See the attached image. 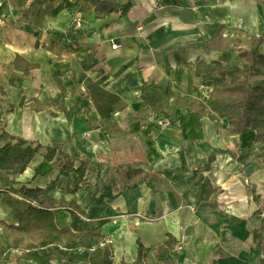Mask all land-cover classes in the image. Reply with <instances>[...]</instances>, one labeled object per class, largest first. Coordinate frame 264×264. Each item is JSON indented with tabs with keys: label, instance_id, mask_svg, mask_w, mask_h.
<instances>
[{
	"label": "crops",
	"instance_id": "0c3cea01",
	"mask_svg": "<svg viewBox=\"0 0 264 264\" xmlns=\"http://www.w3.org/2000/svg\"><path fill=\"white\" fill-rule=\"evenodd\" d=\"M35 1L0 0V112L6 130L33 147L62 144L65 152L91 164L73 194L79 175L60 176L56 160L35 177L46 162L41 149L24 173L8 174L15 190L39 188L47 194L34 201L5 192L0 181V221L17 225L15 209L33 205L52 210L59 228L101 227L112 245L113 264H121L135 261L139 242L156 247L167 234L175 246L186 240L191 247L203 237L208 242L210 235L220 236L232 222L227 217L248 211L249 199L250 211L264 218V139L256 142L254 131L229 136L226 120L209 118L197 127V114L188 108L177 109V127L160 126L161 114L138 132L129 121L142 104L144 82L173 92V104L186 96L206 102L213 84L196 74L197 63L230 53V64H237L240 50L264 54V0H116L131 3L129 12L101 19L82 0ZM75 16L84 20L81 29L73 28ZM17 56L38 68L25 75L13 65ZM60 96L68 115L29 106ZM10 106L14 110L6 112ZM101 119L116 122L124 133L111 136L89 122ZM133 169L149 173L135 176L140 178L136 187H130ZM205 183L216 189L208 202L201 200ZM227 200L234 206L226 218L210 208ZM258 229L252 242L261 264L254 242ZM0 241L5 242L1 228ZM15 253L0 263L16 264L21 253ZM147 261L157 259L149 253ZM184 261L197 263L191 253Z\"/></svg>",
	"mask_w": 264,
	"mask_h": 264
},
{
	"label": "trees",
	"instance_id": "16d2710c",
	"mask_svg": "<svg viewBox=\"0 0 264 264\" xmlns=\"http://www.w3.org/2000/svg\"><path fill=\"white\" fill-rule=\"evenodd\" d=\"M54 0H38L35 3H44ZM91 3L97 19L105 18L113 13L121 12L126 15L131 9V3L120 4L116 0H82ZM263 40V37L259 41ZM239 63L230 64V53H224L218 61L206 63L199 62L195 65L198 76L206 75L212 85L207 101L194 97L176 98L173 92H167L155 83L144 82L142 85V104L138 112L129 120L133 132L140 131L156 115L170 122V126L177 127L178 108H188L197 114V127L203 118L211 121L226 120L229 136H242L249 132L256 133V142L264 139V54L257 49L240 50ZM17 70L28 75L31 70L38 68L36 64H29L22 57L17 56L13 62ZM22 101L20 107H24ZM34 111H44L55 108L56 111L69 114L64 102V96L58 99H49L45 102L38 100L29 105ZM10 106L6 112L13 111ZM84 113L89 114L85 108ZM93 128H103L111 136H120L124 133L121 127L110 119H101L98 123L89 121ZM6 118L0 112V181L6 188L5 192H16L34 201H39L48 190L26 189L15 190L12 187L14 180L8 174H22L29 167L35 155L41 150H46V162L39 168L35 177L41 176L56 160L59 175L69 177L75 173L79 175L76 187L70 190L76 194L80 184L84 181L89 165V159H77L64 151L63 145L53 142L44 146L37 144L33 147L22 137L13 136L6 130ZM79 167H75L76 162ZM130 177L135 178L130 187H136L139 175L149 176L140 169L129 171ZM210 183H205L201 192L202 202H208L215 194ZM108 197V188H106ZM74 203V202H73ZM72 204V203H71ZM17 225L0 221L5 242L0 241V261L8 262L15 250L21 251L16 264L27 260L36 264H53V261L66 264H113L114 254L112 245L106 240L102 228H94L88 232H74L70 227L59 228L55 223V215L50 209L28 205L18 206L15 209ZM168 239L161 241L156 247L147 248L138 243L137 258L133 262L122 261L121 264H176L173 255L175 239L167 234ZM255 248L262 257L264 264V218H261L260 231L254 235ZM149 253H153L157 261H147Z\"/></svg>",
	"mask_w": 264,
	"mask_h": 264
},
{
	"label": "rangeland",
	"instance_id": "374dc122",
	"mask_svg": "<svg viewBox=\"0 0 264 264\" xmlns=\"http://www.w3.org/2000/svg\"><path fill=\"white\" fill-rule=\"evenodd\" d=\"M218 200L214 203H217ZM233 206V201L227 200L221 205H211L210 208L219 211V214H222L221 217L226 218L223 215H227V211L233 209ZM252 206V201L249 199L248 206L245 207V211H248L237 215V217H227L232 221L231 224L229 223L224 228L220 236L210 235V241L208 242L203 237L198 240L197 246L191 247L193 244L191 241H188L187 244L186 240L181 241L180 244L174 247L173 251L176 264H185L184 260L189 253L194 256L197 261L196 264H217L221 261H229L234 264L240 261L244 264H260V258L253 251L252 236L259 228L261 214H253L250 211ZM261 207V210H264V206ZM261 212L259 211V213ZM12 254L15 255V251Z\"/></svg>",
	"mask_w": 264,
	"mask_h": 264
},
{
	"label": "built area",
	"instance_id": "2783aa9c",
	"mask_svg": "<svg viewBox=\"0 0 264 264\" xmlns=\"http://www.w3.org/2000/svg\"><path fill=\"white\" fill-rule=\"evenodd\" d=\"M83 23H84V20H83V18L81 16H75L74 19H73V28L75 30L81 29L82 26H83ZM116 47L117 46H114V48H116ZM159 125L160 126H164V127H168V126H170V122H169V120L163 118L159 122ZM15 252L21 253V251H19V250H15Z\"/></svg>",
	"mask_w": 264,
	"mask_h": 264
}]
</instances>
